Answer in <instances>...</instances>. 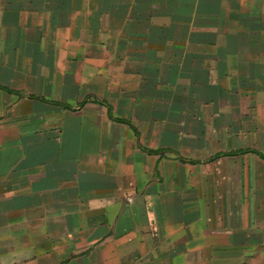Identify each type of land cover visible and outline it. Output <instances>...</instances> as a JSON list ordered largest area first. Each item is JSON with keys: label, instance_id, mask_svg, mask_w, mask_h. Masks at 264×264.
Returning a JSON list of instances; mask_svg holds the SVG:
<instances>
[{"label": "crops", "instance_id": "obj_1", "mask_svg": "<svg viewBox=\"0 0 264 264\" xmlns=\"http://www.w3.org/2000/svg\"><path fill=\"white\" fill-rule=\"evenodd\" d=\"M242 149L264 0H0V264H264V159L209 160Z\"/></svg>", "mask_w": 264, "mask_h": 264}, {"label": "trees", "instance_id": "obj_2", "mask_svg": "<svg viewBox=\"0 0 264 264\" xmlns=\"http://www.w3.org/2000/svg\"><path fill=\"white\" fill-rule=\"evenodd\" d=\"M8 92H12L11 90H7ZM30 98H35V99H38L42 102H46V103H49V104H52V105H56V106H60L64 109H74L71 105L69 104H66V103H61V102H58V101H55V100H47L43 97H36V96H33V95H30L29 96ZM90 99V96H86L79 104H78V107H82L86 104V102ZM94 103H97V104H100V105H103L106 107V110H107V116L109 119L115 121V122H118V123H123V124H127L133 131L134 133L136 134V136L138 137L139 133L137 131V129L135 128V126L131 123L130 120L128 119H125V118H122V117H116L113 115L112 113V107L110 104H108L107 102L103 101V100H100V99H97V98H92V100ZM140 148L144 151H146L147 153L149 154H162L166 151H171V152H174L172 150H169V149H148V148H144L142 146H140ZM246 152H254L256 153L257 155H259L261 158L264 159V155L253 150V149H242V150H234V151H230V152H223V153H219V154H216L215 156H213L212 158H210L209 160H214L220 156H223V155H237V154H242V153H246ZM176 153V152H174ZM176 157L182 161V162H190V163H195V162H199L197 160H186L185 158L179 156V154L176 153Z\"/></svg>", "mask_w": 264, "mask_h": 264}, {"label": "rangeland", "instance_id": "obj_3", "mask_svg": "<svg viewBox=\"0 0 264 264\" xmlns=\"http://www.w3.org/2000/svg\"><path fill=\"white\" fill-rule=\"evenodd\" d=\"M164 111L165 110L160 108V106L158 105V107H157L158 118L164 116ZM137 128L140 129L141 134H143L144 137H146V136H153L154 137L155 135H157V133L163 134L165 126L163 123L162 124H156L155 126L152 124H143V125H138ZM145 143L147 144V143H149V141H145Z\"/></svg>", "mask_w": 264, "mask_h": 264}]
</instances>
